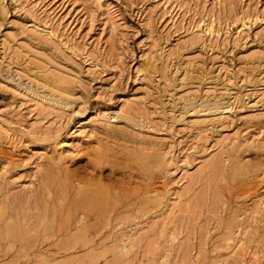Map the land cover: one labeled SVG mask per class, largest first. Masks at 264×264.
Listing matches in <instances>:
<instances>
[{"label":"rangeland","instance_id":"1","mask_svg":"<svg viewBox=\"0 0 264 264\" xmlns=\"http://www.w3.org/2000/svg\"><path fill=\"white\" fill-rule=\"evenodd\" d=\"M13 1L0 264H264V0Z\"/></svg>","mask_w":264,"mask_h":264},{"label":"bare ground","instance_id":"2","mask_svg":"<svg viewBox=\"0 0 264 264\" xmlns=\"http://www.w3.org/2000/svg\"><path fill=\"white\" fill-rule=\"evenodd\" d=\"M1 2H2V0H0ZM14 1H17V0H14ZM13 1V2H14ZM168 3V2H167ZM3 8V7H2ZM2 10V9H1ZM179 10V9H178ZM3 11V10H2ZM101 12V11H100ZM179 12V11H178ZM180 14V13H179ZM183 15H184V13H182ZM186 14V13H185ZM178 16V15H177ZM186 16V15H185ZM182 17V16H181ZM170 18V17H169ZM185 18V17H184ZM172 19V18H171ZM174 20V19H173ZM169 21H170V19H169ZM201 25V24H200ZM54 29V28H53ZM56 30V29H55ZM42 31L44 32V35H46V36H48L49 38H51V39H54L55 40V36H54V33L52 32L53 30H52V28L50 27V24H48V23H46V22H44V29H42ZM208 31H210V29H208ZM61 39V38H60ZM64 45H65V43H64ZM58 49V48H57ZM15 53V52H14ZM21 53V52H20ZM56 63V62H55ZM51 72H52V70H51ZM138 73V72H137ZM45 81H46V83H47V85H48V89H49V93H50V96H49V98H48V100H50V101H53L54 103H58V104H62V105H66L67 103H69V102H71V100H70V97H72L71 95H72V93H70V92H68L65 88H63L59 83L60 82H56V81H54V80H51V82H48V80L45 78ZM47 87V86H46ZM52 91H54V92H52ZM40 93H42V92H40ZM44 93V92H43ZM48 93V94H49ZM130 105V104H129ZM131 106V105H130ZM132 108V107H131ZM133 109V108H132ZM113 118L114 119H122L123 121H125V122H133L134 120L133 119H131V118H128V117H126V116H121L119 113L118 114H116V116H113ZM84 129V128H83ZM86 138V137H85ZM59 146H62V145H64L65 143H63V141L62 142H59ZM56 146V145H55ZM58 147V146H57ZM143 152V151H142ZM145 153V152H144ZM138 154V153H137ZM140 156V155H139ZM143 156V155H142ZM153 156V155H152ZM157 156V155H156ZM147 157V156H146ZM140 158H142V157H140ZM144 158V157H143ZM146 159V158H145ZM144 159V160H145ZM154 159V158H153ZM158 159V158H157ZM105 160V159H104ZM155 162V161H154ZM39 167V166H38ZM96 167V166H95ZM99 168H101V167H99ZM101 170V169H100ZM78 181H80V182H82V183H84V184H87V182L88 181H86V180H83L82 181V179H78ZM97 189V188H96ZM74 191H76V194L78 195V197H76V198H74L73 200H74V205H82L83 204V202L84 201H86L85 199H86V197H88L89 196V194H91V193H93L95 190H92L91 188H86V187H80V188H78L77 190H76V188H75V190ZM154 192L156 191V190H153ZM156 192H158V191H156ZM74 193V192H73ZM100 194V193H99ZM157 195V194H156ZM102 197H103V195H102ZM98 198H101V197H95V200H93L92 202H94V204L96 203L95 201H97V199ZM96 206V205H95ZM262 209V208H261ZM135 226V225H134ZM12 228V227H11ZM132 229V228H131ZM133 230V229H132ZM131 231V230H130ZM135 231V230H134ZM3 232V231H2ZM2 232H0V233H2ZM17 232V231H16ZM129 233V232H128ZM127 234V233H126ZM229 234H231V232L229 233ZM133 235V234H132ZM137 235V234H136ZM123 236V235H122ZM174 237L173 236H171L170 237V240H172ZM120 240H121V238H120ZM120 243V242H119ZM137 243V242H136ZM133 244H134V238L133 237H131V236H126L125 237V241L124 242H122V246L120 247V252L121 253H124V254H126L127 252H128V249H129V247L131 246V247H133ZM225 246H226V248L227 249H229V248H232V247H234L235 246V236H233V234H231V235H228L227 237H226V239H225ZM224 246V247H225ZM237 246H238V244H237ZM236 247V246H235ZM238 247H240V246H238ZM238 247H236L237 249H238ZM240 249H241V247H240ZM244 249V248H243ZM264 249V248H263ZM236 251V250H235ZM243 252V251H242ZM239 254V253H238ZM246 254H247V252H246ZM255 254V253H254ZM254 254H252L251 255V257H254V258H256L255 257V255ZM243 255L244 254H239L238 256L240 257V261L244 258L243 257ZM231 256H232V254H231ZM264 256H262V259H264L263 258ZM253 260V259H252ZM254 260H256V259H254ZM253 260V261H254ZM253 261H249V262H244V261H241L242 262V264H256L255 262H253ZM162 264H168V260L167 259H164L163 261H162Z\"/></svg>","mask_w":264,"mask_h":264}]
</instances>
